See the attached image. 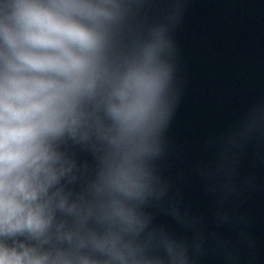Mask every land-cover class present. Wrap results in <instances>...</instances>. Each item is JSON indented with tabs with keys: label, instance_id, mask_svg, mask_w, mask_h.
I'll return each instance as SVG.
<instances>
[{
	"label": "clouds",
	"instance_id": "clouds-1",
	"mask_svg": "<svg viewBox=\"0 0 264 264\" xmlns=\"http://www.w3.org/2000/svg\"><path fill=\"white\" fill-rule=\"evenodd\" d=\"M129 4L0 0V264H187L143 211L173 68L163 27L124 42Z\"/></svg>",
	"mask_w": 264,
	"mask_h": 264
},
{
	"label": "water",
	"instance_id": "water-1",
	"mask_svg": "<svg viewBox=\"0 0 264 264\" xmlns=\"http://www.w3.org/2000/svg\"><path fill=\"white\" fill-rule=\"evenodd\" d=\"M126 44L163 27L172 117L143 211L187 264H264V0H130ZM80 176L95 159L68 147Z\"/></svg>",
	"mask_w": 264,
	"mask_h": 264
}]
</instances>
